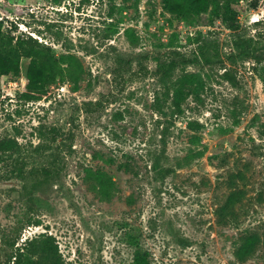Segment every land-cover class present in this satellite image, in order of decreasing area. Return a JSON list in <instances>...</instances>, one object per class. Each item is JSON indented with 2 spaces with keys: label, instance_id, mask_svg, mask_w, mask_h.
Masks as SVG:
<instances>
[{
  "label": "rangeland",
  "instance_id": "rangeland-1",
  "mask_svg": "<svg viewBox=\"0 0 264 264\" xmlns=\"http://www.w3.org/2000/svg\"><path fill=\"white\" fill-rule=\"evenodd\" d=\"M197 1L0 0L5 33L83 67L34 100L30 58L0 74V264L43 234L63 264H264V243L246 261L235 252L244 234L264 236V81L214 4ZM233 6L264 45V0ZM205 42L219 54L210 64Z\"/></svg>",
  "mask_w": 264,
  "mask_h": 264
},
{
  "label": "trees",
  "instance_id": "trees-1",
  "mask_svg": "<svg viewBox=\"0 0 264 264\" xmlns=\"http://www.w3.org/2000/svg\"><path fill=\"white\" fill-rule=\"evenodd\" d=\"M235 0H200L193 4L191 8H201L205 4L213 3L215 12L226 22L227 26L232 30V43L241 57H249L256 62L255 69L260 73L264 81V45H260V41L253 35H247L241 28L240 21L234 8ZM255 3V2H254ZM256 4V3H255ZM169 8L179 14H186L190 8L173 7ZM3 21L0 19V74L12 72L13 74L20 73V60L22 57L31 59L30 68L28 71V82L23 96L26 99L34 100L41 99L47 92L48 85L54 83L60 77H68L74 82L80 80L83 67H79L68 63L65 64L59 61L52 52L50 45L40 41L38 37L32 34L15 36L10 33H5L2 29ZM16 27V26H15ZM199 55L204 63H213L219 56L211 50V44L205 42L199 45ZM123 58L118 59V65L122 66ZM80 63V62H79ZM175 67L173 62L169 64H161L158 73L165 77ZM225 75L227 79L237 82L235 75L230 69H226ZM178 98L175 103V112L181 113V102ZM99 101H89L88 104H98ZM62 137L57 129L53 130V141H58ZM65 143L64 139L60 140V145ZM42 173L50 175L52 167L45 165ZM240 198V193L235 190L232 192L227 203L220 207L218 213L221 215V220L228 216L229 208H233L236 201ZM232 212V211H231ZM28 222L38 223L37 219L32 217ZM264 243V236L257 232L247 233L241 237V243L236 249V255L241 261H246L260 246ZM15 242H13V245ZM29 253L14 252L10 256L15 257L14 264H63L58 255V245L55 239L50 234H43L42 237H33L29 240ZM38 254V255H37ZM37 256V257H36ZM132 264H149L142 254H137L135 261Z\"/></svg>",
  "mask_w": 264,
  "mask_h": 264
},
{
  "label": "built area",
  "instance_id": "built-area-1",
  "mask_svg": "<svg viewBox=\"0 0 264 264\" xmlns=\"http://www.w3.org/2000/svg\"><path fill=\"white\" fill-rule=\"evenodd\" d=\"M0 18H1V16H0Z\"/></svg>",
  "mask_w": 264,
  "mask_h": 264
}]
</instances>
